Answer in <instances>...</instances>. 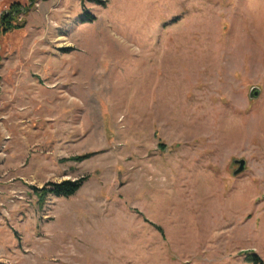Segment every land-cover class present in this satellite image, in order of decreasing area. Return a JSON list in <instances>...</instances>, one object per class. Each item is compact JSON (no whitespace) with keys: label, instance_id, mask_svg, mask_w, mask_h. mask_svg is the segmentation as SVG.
Returning <instances> with one entry per match:
<instances>
[{"label":"rangeland","instance_id":"1","mask_svg":"<svg viewBox=\"0 0 264 264\" xmlns=\"http://www.w3.org/2000/svg\"><path fill=\"white\" fill-rule=\"evenodd\" d=\"M16 2L0 264L264 263V0Z\"/></svg>","mask_w":264,"mask_h":264},{"label":"trees","instance_id":"2","mask_svg":"<svg viewBox=\"0 0 264 264\" xmlns=\"http://www.w3.org/2000/svg\"><path fill=\"white\" fill-rule=\"evenodd\" d=\"M23 9L25 12L27 11V9L21 4L17 2L12 3L8 10L0 16V38L22 27V24L18 22V16L24 13ZM93 19L94 17L92 15H90L88 12H84L83 16L80 18V21L81 23H87L93 21ZM90 155L91 154L82 155L73 159L75 161H81L88 158ZM84 182L85 178H79L74 181L66 180L60 183H47L42 188H31V190L36 196L38 202L42 204L47 195L62 198L73 196L81 188ZM246 259L253 264H264L260 257L254 254L247 255Z\"/></svg>","mask_w":264,"mask_h":264},{"label":"water","instance_id":"3","mask_svg":"<svg viewBox=\"0 0 264 264\" xmlns=\"http://www.w3.org/2000/svg\"><path fill=\"white\" fill-rule=\"evenodd\" d=\"M258 96V91L257 90H253L250 93V98L254 99ZM234 164L237 165V169L233 172L234 176L239 175L240 173H242L245 169L246 166V162L244 160H234Z\"/></svg>","mask_w":264,"mask_h":264}]
</instances>
